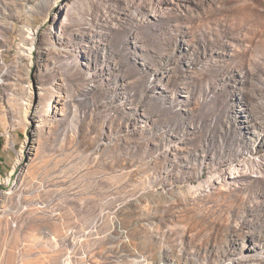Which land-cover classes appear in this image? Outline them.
Segmentation results:
<instances>
[{"label": "rangeland", "instance_id": "rangeland-1", "mask_svg": "<svg viewBox=\"0 0 264 264\" xmlns=\"http://www.w3.org/2000/svg\"><path fill=\"white\" fill-rule=\"evenodd\" d=\"M0 264H264V0H0Z\"/></svg>", "mask_w": 264, "mask_h": 264}]
</instances>
